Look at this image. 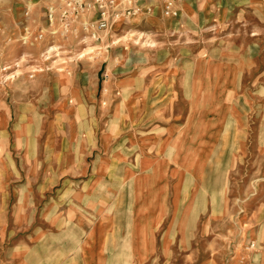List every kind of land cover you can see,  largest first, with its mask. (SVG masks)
<instances>
[{"label":"rangeland","instance_id":"1","mask_svg":"<svg viewBox=\"0 0 264 264\" xmlns=\"http://www.w3.org/2000/svg\"><path fill=\"white\" fill-rule=\"evenodd\" d=\"M55 2L0 0V253L16 243L25 252L28 206L32 216V195L58 180V157L96 141L120 155L125 141L163 123L156 113L169 106L160 97L171 90L166 78L188 72L194 108L225 117L212 136L209 215L212 255L223 257L211 264L238 261L241 240L258 252L248 241L250 232L264 234V34L252 32L256 8L187 0L174 20H133L80 44L47 37L45 9Z\"/></svg>","mask_w":264,"mask_h":264},{"label":"crops","instance_id":"2","mask_svg":"<svg viewBox=\"0 0 264 264\" xmlns=\"http://www.w3.org/2000/svg\"><path fill=\"white\" fill-rule=\"evenodd\" d=\"M220 3L255 7L260 16L252 32L264 34V0ZM150 18L174 20L160 13ZM166 80L171 90L160 97L169 106L156 113L163 123L125 141L120 155L109 146L103 153L105 141H96L58 157L65 164L58 180L44 184L37 200L32 195V216L28 206L25 252L13 244L0 253V264H211L223 257L222 251L212 255L209 215L212 136L223 132L224 112L211 119L194 108L189 72ZM250 234L258 252L241 240L234 264H249V256L252 264H264V234Z\"/></svg>","mask_w":264,"mask_h":264},{"label":"built area","instance_id":"3","mask_svg":"<svg viewBox=\"0 0 264 264\" xmlns=\"http://www.w3.org/2000/svg\"><path fill=\"white\" fill-rule=\"evenodd\" d=\"M187 0H57L45 9L50 42L72 38L80 44L98 43L101 34L133 20L160 13L176 19ZM38 40H44L40 34ZM27 42V39H24Z\"/></svg>","mask_w":264,"mask_h":264}]
</instances>
